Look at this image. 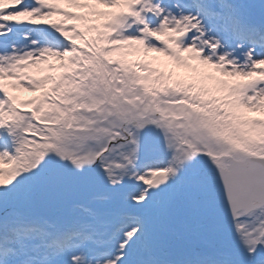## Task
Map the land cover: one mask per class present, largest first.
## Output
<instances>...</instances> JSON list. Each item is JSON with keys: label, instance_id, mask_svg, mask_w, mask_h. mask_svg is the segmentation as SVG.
Here are the masks:
<instances>
[{"label": "snow or ice", "instance_id": "1", "mask_svg": "<svg viewBox=\"0 0 264 264\" xmlns=\"http://www.w3.org/2000/svg\"><path fill=\"white\" fill-rule=\"evenodd\" d=\"M0 264H264V0H0Z\"/></svg>", "mask_w": 264, "mask_h": 264}]
</instances>
